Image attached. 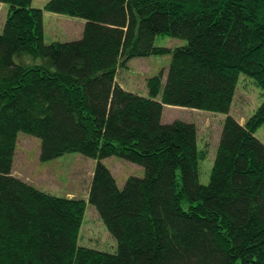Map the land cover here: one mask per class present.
I'll return each mask as SVG.
<instances>
[{"label":"trees","instance_id":"obj_1","mask_svg":"<svg viewBox=\"0 0 264 264\" xmlns=\"http://www.w3.org/2000/svg\"><path fill=\"white\" fill-rule=\"evenodd\" d=\"M0 264H264V101L241 124L229 115L240 74L264 94V0H0ZM81 18L82 37L45 42L44 13ZM158 36L184 39L171 50ZM172 54L149 96L118 72ZM166 106L227 114L210 182L196 124L162 122ZM20 132L40 159L97 161L89 199L59 197L13 175ZM141 166L120 188L103 160ZM88 203L118 243L79 245Z\"/></svg>","mask_w":264,"mask_h":264},{"label":"rangeland","instance_id":"obj_2","mask_svg":"<svg viewBox=\"0 0 264 264\" xmlns=\"http://www.w3.org/2000/svg\"><path fill=\"white\" fill-rule=\"evenodd\" d=\"M50 0H33L34 8L43 9ZM9 6L0 3V34L8 16ZM45 42L76 38L81 33L78 20L66 15L45 12ZM184 39L158 36L156 46L174 50L184 46ZM172 54L152 55L145 58H134L128 62L127 68L118 72V82L128 91L141 96H149L148 79L160 74L164 69L167 73ZM263 90L254 80L245 74H240L236 97L230 114L245 123L257 108L263 103ZM227 114L192 109L180 106H166L162 122L172 123L182 120L196 124L198 128V144L204 150L208 148V156L200 163V182L207 185L210 182L223 122ZM256 136L264 143V125L256 131ZM40 139L20 132L13 162V175L26 181L35 188L59 197L84 199L88 201L90 186L97 161L79 153L65 154L52 161L43 162L40 159ZM112 171L117 184L123 188L130 176L143 177L144 169L136 164L117 157L103 160ZM79 245L95 248L101 251L114 252L118 247L117 241L108 231L94 206L88 203L84 223L81 228Z\"/></svg>","mask_w":264,"mask_h":264},{"label":"crops","instance_id":"obj_3","mask_svg":"<svg viewBox=\"0 0 264 264\" xmlns=\"http://www.w3.org/2000/svg\"><path fill=\"white\" fill-rule=\"evenodd\" d=\"M48 13V12H47ZM47 14L44 13V18L46 17ZM76 19H79V18H76ZM80 23V26H81V29L82 31H80L81 33L79 34V32L76 33L77 37L76 38H71V39H68V40H62L61 42H65V41H74V40H78L82 37V34H83V30H84V26H85V21L82 19V20H78ZM60 41V40H59ZM55 42V41H54ZM240 121V120H239ZM241 124H244L243 122L240 121ZM13 171V170H12ZM13 173V172H12Z\"/></svg>","mask_w":264,"mask_h":264}]
</instances>
